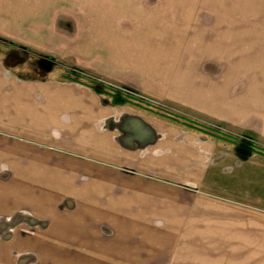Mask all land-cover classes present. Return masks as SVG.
<instances>
[{"label": "crops", "instance_id": "1", "mask_svg": "<svg viewBox=\"0 0 264 264\" xmlns=\"http://www.w3.org/2000/svg\"><path fill=\"white\" fill-rule=\"evenodd\" d=\"M0 44V264L181 258L228 230L183 195L264 212V0H0Z\"/></svg>", "mask_w": 264, "mask_h": 264}, {"label": "rangeland", "instance_id": "2", "mask_svg": "<svg viewBox=\"0 0 264 264\" xmlns=\"http://www.w3.org/2000/svg\"><path fill=\"white\" fill-rule=\"evenodd\" d=\"M3 48H7V45L0 44V50H3ZM20 54L24 58L23 61L33 64L39 62L29 58L30 56L26 53L20 52ZM139 100L150 106H156L151 102ZM135 105H138V103ZM171 121L178 123L180 120L174 119ZM211 131L214 130L211 129ZM180 202L181 206H206L215 211H222L221 218L225 223L223 226H227L228 230L194 232V236L197 237L190 240L182 238L181 241L190 242L191 244L179 249L181 258H114L115 260L112 258V264H264V212L242 211L233 208L224 211L221 206L184 195L180 197ZM261 208L264 209V204ZM199 235H202V237H198ZM8 254L12 255L14 264H42L40 260L32 262V259L28 258L27 255L17 254L12 249ZM92 260L93 258H67V263L59 260L55 261L56 263L52 262L53 264H93ZM127 261L128 263H126ZM94 264H109V260L108 258H94Z\"/></svg>", "mask_w": 264, "mask_h": 264}, {"label": "trees", "instance_id": "3", "mask_svg": "<svg viewBox=\"0 0 264 264\" xmlns=\"http://www.w3.org/2000/svg\"><path fill=\"white\" fill-rule=\"evenodd\" d=\"M50 62H47L45 60H39V62L36 63L37 67H44V65L49 64ZM53 64H50L49 66L52 67ZM50 67V68H51ZM43 69V68H42ZM48 69V68H46ZM73 72V73H72ZM70 77L74 78L75 80L78 79V81H82V83H88V85L97 93L101 95H106L110 98V101L116 105H124L128 103L137 104L139 107H146L147 109L155 112L161 117H167L170 120L178 119L181 117L176 116L175 113H170L167 109L159 107V106H150L148 104L143 103V101H140L139 99L132 97L128 95L127 93H124V91L112 88L108 85H106L104 82L100 80L90 79L86 75H83V73L79 71H71L68 73ZM140 104V105H139ZM173 114V115H172ZM200 123V122H199ZM201 127H203L204 123L199 124ZM195 127V126H194ZM241 145L245 148H249V146L242 142Z\"/></svg>", "mask_w": 264, "mask_h": 264}, {"label": "built area", "instance_id": "4", "mask_svg": "<svg viewBox=\"0 0 264 264\" xmlns=\"http://www.w3.org/2000/svg\"><path fill=\"white\" fill-rule=\"evenodd\" d=\"M114 88H115V89H118V90H121V91H124V93H127L128 95H130V96H132V97H135V98H137V99H141V100L146 101L145 99H143L142 97L138 96L137 94L131 93V92H129V91H127V90H124V89H121V88H116V87H114ZM147 102H148V101H147Z\"/></svg>", "mask_w": 264, "mask_h": 264}]
</instances>
